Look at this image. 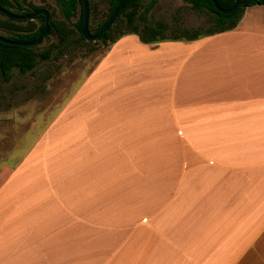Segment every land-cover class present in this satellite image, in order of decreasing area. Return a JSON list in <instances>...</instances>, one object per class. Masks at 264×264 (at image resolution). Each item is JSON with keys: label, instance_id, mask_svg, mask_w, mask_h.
Listing matches in <instances>:
<instances>
[{"label": "crops", "instance_id": "0c3cea01", "mask_svg": "<svg viewBox=\"0 0 264 264\" xmlns=\"http://www.w3.org/2000/svg\"><path fill=\"white\" fill-rule=\"evenodd\" d=\"M82 88L75 139L0 174V264H264V6L194 41L123 36Z\"/></svg>", "mask_w": 264, "mask_h": 264}, {"label": "rangeland", "instance_id": "374dc122", "mask_svg": "<svg viewBox=\"0 0 264 264\" xmlns=\"http://www.w3.org/2000/svg\"><path fill=\"white\" fill-rule=\"evenodd\" d=\"M27 1L44 7L51 19L65 20L56 0ZM93 3L96 10L94 22L89 17L90 33L97 22L106 19L107 14V0H93ZM79 12L78 9L71 22L79 19ZM148 18L149 23L166 24V36L174 33L176 27L203 32L213 24L207 13L192 10L191 5L184 0H159ZM35 23L41 26L40 20L35 19ZM0 33L6 34L4 31ZM70 39L73 41L76 36ZM57 42L56 36L44 37L37 51L49 50V59L39 61L34 71L22 75L14 70L8 82L0 78V163H4L0 165V174L4 167L9 168V173L11 164L29 155L27 152L35 143L42 142V150L46 149L44 145L49 138L57 142L54 149L61 151L68 146H62L64 139L69 136L75 139L76 135L59 133L60 123L70 122L75 117L80 108L78 90L83 89L84 80L111 45L109 42L103 44L100 40L87 41V44L72 45L69 52L61 55L57 50L49 48ZM70 147L75 150V140ZM35 156L39 157L40 153Z\"/></svg>", "mask_w": 264, "mask_h": 264}, {"label": "trees", "instance_id": "16d2710c", "mask_svg": "<svg viewBox=\"0 0 264 264\" xmlns=\"http://www.w3.org/2000/svg\"><path fill=\"white\" fill-rule=\"evenodd\" d=\"M159 0H128L123 10L116 17L109 30L98 39L103 44H114L121 37L126 35H136L143 44H154L162 41H194L204 37L213 36L218 33L231 31L236 28L244 10L247 7L261 5L264 6V0H240L239 7L231 14L224 15L217 11L210 0H184L191 5V9L197 12H205L212 20L213 24L201 31L199 29H182L176 27L174 33L166 36L168 26L162 22L149 23L148 14L155 7ZM122 0H107L106 19L96 23L91 34H97L107 23L115 9ZM218 6L222 9L232 7L234 0H216ZM89 8V17L91 21L96 6L93 0H87ZM65 20L49 19V35L56 36L58 42L51 44L49 48L55 49L59 54L64 55L69 52L72 45L87 44L82 37L80 30L83 23L82 0H56ZM0 8L17 15L32 14L44 7L34 5L27 0H0ZM79 9V19L71 22L72 17L77 14ZM46 10V9H45ZM35 19L41 21V26H37ZM34 20L13 21L7 19L0 13V31L6 32L0 35L8 40L16 42L35 41L44 28V17L38 16ZM76 36L75 40H71ZM38 45L33 47H20L0 42V78L3 82H8L12 71L17 70L20 74H26L34 71L39 61L49 59V50L38 52Z\"/></svg>", "mask_w": 264, "mask_h": 264}, {"label": "water", "instance_id": "95a60500", "mask_svg": "<svg viewBox=\"0 0 264 264\" xmlns=\"http://www.w3.org/2000/svg\"><path fill=\"white\" fill-rule=\"evenodd\" d=\"M211 3L213 4L214 8L219 11L220 13L227 15L233 13L240 5V0H234V3L231 8L229 9H222L218 6V3L216 0H210ZM128 2V0H122L120 5L115 9V11L112 13L111 17L107 21V23L103 26V28L95 35L90 33L89 30V8H88V3L87 0H82V6H83V23L82 27L80 30V33L82 37L86 41H95L98 40L103 33L107 32L109 28L113 25L116 17L119 15V13L123 10L125 4ZM0 13L4 15L7 19L13 20V21H27V20H34L38 16H43L44 17V28L38 38L35 41L32 42H16V41H11L8 40L0 35V42L9 44V45H16L20 47H33L40 45L44 39V37L47 35L48 30H49V19L50 15L49 12L45 9H41L35 13L32 14H25V15H17L13 14L11 12L6 11L5 9L0 8Z\"/></svg>", "mask_w": 264, "mask_h": 264}]
</instances>
